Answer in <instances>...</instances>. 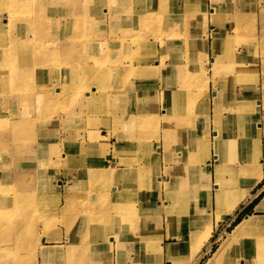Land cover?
Here are the masks:
<instances>
[{"label":"rangeland","instance_id":"rangeland-1","mask_svg":"<svg viewBox=\"0 0 264 264\" xmlns=\"http://www.w3.org/2000/svg\"><path fill=\"white\" fill-rule=\"evenodd\" d=\"M143 1L136 0L134 5L139 10L135 15L151 18L150 21L144 22V32L133 34L135 30L131 22L126 29L120 28L119 32L120 36L127 33L129 37H132L133 51L139 54L138 58L141 59V62L148 61L158 69L153 72V77L157 80L156 92L147 93L142 98L141 95L139 96V88L142 82L149 77L143 75L140 70L133 72L130 77H124L127 81L132 82L125 83L128 87H123L125 93L123 96L121 95L122 97L116 96L114 101L108 100L100 94H92L90 90L91 98H85L84 91L88 84L84 83L83 78L87 57L85 55L81 60L78 54L66 56V52L75 50L83 54L88 49L92 57L90 63L97 71L94 79H97L95 76H101L110 65L112 46H94L93 49H89L87 46H18L14 50L18 54L32 52L33 49L45 52V65L49 70L47 77L44 79L33 77L26 82L23 78L17 80L19 76L14 77L15 63L10 57L12 52L0 53V194L5 205H9L11 199L29 200L34 204L30 205L25 212L18 211L15 215V211H13L12 216H10V207L0 208V264H16V261L17 264H33L35 260L41 264L43 260L40 256L37 259L32 258L33 254L37 253L36 247L42 243L50 246L56 245L53 240L57 237L62 238L56 249L58 254L55 253L52 258H49L48 264H67L74 257V248V251L72 249L67 251V245L70 243L67 242L66 237H69V240L74 238L71 230L68 231L69 228H66L63 221L56 224L52 219H47L49 213L55 212L61 204L65 205L71 199L69 191L81 192V196H77L75 200L76 204L80 203L82 207V222L90 210L97 211L94 213L91 223L88 222L81 228V232L77 233L76 240L82 246V264H99L96 255L98 253L108 254L112 251L113 247L111 246H115L116 240L117 249H128V253L137 256L135 259L126 258L130 264L143 262V259L138 257L139 253L133 250L145 251V253L165 252L156 243H149L151 247H148L147 244L142 245L141 238L146 228L144 223H137L139 215L142 214L146 217L149 231H162L163 241L165 234L169 237V228L172 223L176 221L183 223L184 219L194 220V215L199 218L202 216L201 218L204 220L199 223L198 230L192 229L190 235V237L192 236L193 251L197 252L201 249H198L200 242L198 235L203 230L202 226L206 219H211V217L202 214V212H199L201 216L197 214L194 205L195 202H198L196 193L192 189L189 192L180 189L179 183L182 181L184 184L182 180L184 178L181 179L179 174L187 163L197 171L206 168L207 175L204 176L200 173L195 183L200 187H206L211 183L210 174L215 176L216 159L212 154L215 153L216 139L212 134H214L216 112L214 109L212 111L210 109L211 115H207L205 106L208 108L209 104H207V95L205 96L204 93L208 89L209 91L213 89L215 78L216 80L220 79L221 84V80L226 79L224 82L226 84H222L220 87L221 109L228 102L226 96L232 95L233 89L240 86L242 88L240 93L248 92L249 103L252 105L256 106L257 102V99L254 100V96L260 98L263 95L264 16L260 11V6L264 5V0H238L239 2L235 6L238 10L242 7L243 17L241 20L232 14L234 9L232 0ZM250 1L255 3L252 12L248 9L251 7ZM119 2L122 0H98L96 3L101 4V12L92 13L93 15L85 19L82 22L83 26L78 29L82 31L83 35L90 38L104 33L110 35V25L117 14L110 15L109 11L116 10L115 7L119 6ZM6 6V2H0V27L1 24L5 26L4 30L0 28V39L3 40H7L10 36V27L7 26L10 5ZM32 16L33 14L31 16L24 14L23 17ZM75 21L76 19L69 21V26L67 23L65 28L68 26L69 30L73 29ZM123 21L125 24L128 23L127 19ZM213 32L216 33L210 35ZM217 32H221V36L224 38H233L232 44L227 47L225 42L218 40L219 42L215 46ZM30 37L32 36L30 35ZM205 38H207V42ZM74 40L75 42L79 41V45L81 44L78 36ZM0 47L10 49V46ZM216 50L219 52L217 62L214 61ZM209 55H214V57L210 58V62L204 63V59H208ZM36 59L34 57L31 61L37 64ZM236 59H240L242 62L240 67L236 66ZM167 60L170 62L167 63ZM156 61H159L158 65H156ZM247 61L254 65H251L253 68H249L252 69L250 71L252 73H246L245 77V67L243 69L242 66ZM207 65L215 70V75L213 70L208 73ZM223 65H226L228 71H233V73L229 75L227 71L220 75L218 69ZM183 69L188 73V79L182 77ZM29 70L34 72L32 68ZM166 71H176L177 76L167 75L164 77L163 74L167 73ZM70 73L74 74V77L69 76ZM208 74L211 78H206ZM121 75L125 76L124 73ZM191 75L194 78L190 79ZM244 78L246 79L244 80ZM78 81L82 88H67L65 90L67 82L73 87L78 84ZM235 81L236 83H233ZM45 84L49 86V89ZM90 85L94 84L90 83ZM122 85V83L119 84L120 89ZM130 87H134L136 92H130ZM177 87H182V89L177 91ZM58 90L62 91V96H58ZM186 90L194 91L192 97L183 95L180 99L175 98V94H184ZM196 92L197 97H195ZM26 95H29V99L25 97ZM131 95H134V98L130 97ZM235 99L237 101V96ZM229 101L231 105L230 98ZM133 102L140 104L143 113L138 112V120L143 114L145 117L143 127L137 124L135 116L133 119L131 118L130 107L125 108L127 103L132 104ZM252 108L251 106L250 109ZM76 118L83 120L79 132L83 136L86 130L87 137H82L84 141L91 143L101 141L105 143L104 149L99 146L97 151L92 148L89 154H85V152L81 153L78 148L73 147L71 150L72 146L63 142L64 138L75 139L74 132L67 128H75L74 120ZM254 122L249 124H255ZM262 122L264 119L260 120L258 134L261 133ZM14 125L19 127L15 128ZM235 125L239 128V124ZM92 129H96L97 132L91 134ZM141 132H145L147 135L146 139L142 140L141 146H129L128 143L131 142L129 139L137 138ZM235 132L239 135L238 130ZM208 138H213V147L208 148L207 142L202 144L203 139ZM165 143L169 144L170 151L165 149ZM160 145L162 146L159 148L162 150L161 154L157 148ZM250 145L249 153L262 158L264 154L260 157V153L264 149V143L261 145L257 139ZM184 149L185 151H183ZM108 154V158L115 157L118 160L117 163H114L115 159H113L114 164L107 160L106 155ZM167 156L170 158V163L166 165L164 160ZM124 157L133 159H123ZM237 157L243 159L238 152H234L231 156L229 154L222 156L223 175L227 172L233 173L234 168L229 166ZM175 158L180 162L178 171H168L166 166L174 164ZM130 161L145 165V167L134 173L135 179H133V174L132 178L124 181L119 168L130 165ZM237 161L240 160H236L235 164H238ZM106 164L110 167L119 166V168L106 171ZM244 164L240 166L239 172L243 170ZM103 166H105V171H98V168ZM64 176L76 182L72 184L71 189L65 188V191L62 192ZM240 180H242L239 181L240 187H246L247 183L243 179ZM129 182L135 186H127ZM188 182L189 185H192L190 180ZM223 183L228 186L233 184L235 188L237 185V181L231 177ZM66 184H68L67 181ZM177 188L181 190V193L175 200V195L169 192V189ZM215 193L216 190L214 203L217 206ZM231 195L228 194L229 199ZM263 195L264 191L252 200L242 213L235 218L232 217V220H228L229 225L223 232L213 231L212 228L214 236L211 241L212 247L208 250L209 256H213V253L218 250L221 254L226 250H233L228 246L235 245L236 239L239 237H242L239 238L243 240L240 243L242 246L248 245V240H253L254 250L252 251L257 254L255 247L264 246V218L255 217L249 211ZM204 196L205 192L202 190L201 200ZM36 201L39 203L37 204ZM118 201H120L122 214L126 220L122 218L117 220L109 216L107 207L111 205L112 208ZM162 201L165 202L159 207L158 204ZM128 203L139 207V211H136L138 214L128 215ZM167 203L170 204V212L165 209L169 208L166 206ZM184 205L187 209L182 208ZM154 212L156 214L163 212L166 219L162 221L155 219V216L152 215ZM233 212H227V215ZM245 219L251 220L253 226L241 230L238 223ZM228 235L226 247L224 240ZM44 236L50 239L45 242ZM127 239L133 241L130 243L131 245L124 247L121 241ZM135 241H138L139 245H136ZM91 250L95 254L92 258H90ZM263 252L258 255L257 260H254L257 264L264 261ZM122 253L121 251L120 254L118 253L117 263L125 264L124 257L127 254L125 255L124 252L125 256L123 257ZM171 261L176 263L174 259ZM213 261L215 264L223 263V259H218L216 256ZM44 264H47V261Z\"/></svg>","mask_w":264,"mask_h":264},{"label":"bare ground","instance_id":"bare-ground-1","mask_svg":"<svg viewBox=\"0 0 264 264\" xmlns=\"http://www.w3.org/2000/svg\"><path fill=\"white\" fill-rule=\"evenodd\" d=\"M84 1L85 2H83L82 0H46V1L45 0H41V1L40 0H0V2H3V3L6 2L7 6L10 5V7L8 8L9 9V15H8L9 22L7 24V26L10 27V32H9L10 36L7 40L0 39V46H10V49H7L6 47H2V48L0 47V53L6 54L9 52H12L10 57L14 60V63H15L14 64L15 65L14 77L19 76L17 77V80H19L20 78H23L24 81L26 82L32 79L33 77H36L38 79H44L47 77L48 72H49L48 68L45 65V59H44L45 52L36 51V49H33L32 52L18 54L17 51H14L18 46H87L89 49H93L94 46H112L111 55H110V65L108 66V69L101 76L99 75L95 76V78L97 77V79H94V75L97 74V71L94 69V66L90 63L92 57L88 49H86V51L83 54H80L78 53V51H75V50L66 52V56H74L78 54L81 60L84 59L85 55L87 57L85 60L86 66H85V72H84V78H83L84 83L88 84L86 86V90L84 91L85 98L86 99L91 98L90 90L92 94H97V95L100 94L102 97L108 100H113L114 98H116V96L122 97L125 93V90L123 87H128L127 85H125V83L132 82V81H127L124 77H130L132 76L133 72H137L138 70H140L143 75H148L149 77L142 82L139 88V92H140L139 96L141 95L140 97L142 98V96L146 95L147 93L154 92V91L156 92L157 80L154 79L153 72L157 70V67L154 66V64H150L148 61H146V63L141 62V59L138 58L139 54H136L133 51V48L131 45V43L133 44L132 37H129L127 33H125L123 36H120L119 34L120 28L126 29L129 26L130 22L133 24V29L135 30L133 34H142L144 32L143 31L144 22L150 21L151 18H145L142 16L135 15L139 11L134 5L136 0H122V2H119V6L115 7L116 10L112 9L111 11H109L110 15L117 14V16L113 19V23L110 25V28H111L110 35L104 33V34L97 35V37L95 38H90V37L83 35L82 31H80V29L78 28L80 26H83L82 22L85 19L89 18L91 15H93L92 13L101 12V4L96 3L98 2V0H84ZM137 1L140 2L141 0H137ZM152 1H155V0H152ZM11 2H13L14 5H11L13 4ZM143 2H146V0H144ZM232 2L234 3L233 4L234 9L232 11V14H234L235 17L238 18V20H241L243 17L242 7L241 9L238 10L235 4L236 3L238 4L239 1L232 0ZM229 3H231V1H229ZM249 5L251 7H249L248 9L252 12V9L255 6V3L253 1H250ZM25 11H28V12H25ZM260 11H262L261 13L264 16V5L260 6ZM24 14H28L30 16L33 14V16L23 17ZM42 18H45V19H42ZM75 19L76 21L73 24V29L69 30L68 28L69 21H72ZM105 19H107V17ZM124 19H127L128 21L127 24H125V22L123 21ZM67 23H68V26H66L65 28V24ZM4 27L5 26L1 24V27H0L1 30H4ZM121 32L124 33V31H121ZM215 33L216 32H213L210 35H213ZM30 35L32 37H30ZM77 36L81 40L80 45H79V41L75 42L74 40ZM215 38L217 39V41H215V46L217 45V42H219L218 40H220L221 42H225V44H227L226 45L227 47H229L228 45L232 44V41H233V38L231 37L224 38L223 36H221V33H217V35H215ZM206 39L207 38H205V41L207 42ZM110 40L112 41L110 42ZM201 43L203 44L202 41ZM205 46L207 45L205 44ZM216 51L214 52V55H215L214 61L217 62L219 60V52L218 51L216 52ZM214 55L213 56L209 55L208 59L207 58L204 59L205 61L204 63H207V61H209L211 57H214ZM34 57L37 58L36 59L37 64H34L31 61ZM229 57L231 59L230 54H229ZM131 59L138 60V61H133ZM58 60L59 59L57 58V61ZM235 64L237 67H240L242 62L240 61V59H236ZM251 65H254V64H251L247 61L246 64L244 63V65L242 66L243 69L245 67V77H246V73H249V74L252 73L250 72L252 71V69L251 70L249 69ZM207 67H208V73L210 72V70H213L212 68H209V65H207ZM29 68H32L34 72L29 70ZM183 71H184V75L182 77L188 79L189 77L188 73L184 69ZM227 71H228V67L226 65H223L222 67L218 69V72L220 75L225 74ZM166 72L167 73L163 74L164 77H166L167 75L177 76L176 71L175 72L166 71ZM213 72L215 75V70H213ZM228 72H229V75L233 73V71L232 72L228 71ZM122 73H124L125 76H122L121 75ZM209 75L210 74H208V77L206 78H211ZM69 76L74 77V74L70 73ZM192 78H194L193 75H191L190 79ZM245 79L246 78H244V80ZM225 80L226 79L223 78L221 82L224 83ZM90 83L94 85H90ZM120 83L123 84L121 89L119 88ZM219 84L221 85L220 79L216 80L215 78V84H214L213 89L212 90L210 89V91L208 89L204 92L205 96L207 95V104H209L210 102V109L211 110L214 109V111L216 112L215 123H214V134H212L213 138L216 139L215 148H214L215 153L212 154V156L215 157L216 159L215 161L216 168L214 169V175L216 176V182L214 183V185L216 186L215 200L217 204V220L224 219L225 216L228 214L227 212L234 211L236 207L239 205V203H241L250 194V189L256 184H258L263 176V169H262V163H261L262 160L260 161L261 158L254 156L253 153H249V148H251L250 143L248 141L242 142L239 136L236 134V132L232 130L231 128L230 129L228 128V126L230 125L228 126L226 125L227 124H239L241 125V129H244V128L246 129V126L249 123L255 121L254 122L255 125L258 126L261 124L260 120L264 119L263 117L264 92H263V98L257 99V102L255 103L256 106L249 103L250 97L248 96V92L235 94V96H237V101L235 99V96L233 97L230 96L232 104L230 105V107L227 108L226 112H221L219 110V104H218V98L220 94V86L218 87ZM45 86L46 88L49 89L48 85L45 84ZM67 88L76 89V88H82V86L79 81H78V84L73 85V87L70 86V84L67 82L65 90H67ZM180 89H182V87L176 88L177 91H179ZM129 91L136 92L134 87H130ZM61 92H62L61 90H58V93H57L58 96H62ZM193 92L194 91L188 92L186 90L184 94H181V95L175 94V98L180 99L182 98L183 95H186L187 97L188 96L192 97ZM197 96L198 95L196 92L195 97ZM25 97L29 99V95H26ZM130 97L134 98V95H131ZM86 99H83V100H86ZM238 100L240 101L238 102ZM251 106L253 107L252 109H250ZM126 107H130V112L132 113V115L130 114V116H132L131 118L133 119L135 116L137 120V124L143 127L145 124V117L143 116V114L139 117V120H138V112L142 111L140 104H136V103L134 104V102L132 104L127 103L125 108ZM255 115H256V118H255ZM74 122L76 125L75 128L74 129L67 128V129H70L71 131L74 132L73 137L75 139L73 140H70L68 138L63 139V142H65L69 146H72L71 150H73V147H74V148H78L81 153L85 152V154H89L92 148L94 149V151L95 150L97 151L99 149V146L105 147V143L101 141L96 142V143L85 142L84 138L82 137H87L86 130H85V135L83 136L79 132L82 128L81 125L83 124V120L76 118ZM180 125L184 126L183 124H180ZM14 126L15 128L19 127L18 125H14ZM211 129L213 130L212 127ZM223 129H226V130L223 131ZM93 132H97V130L92 129V131H90L91 134ZM146 137L147 135L145 134V132H141L137 135V138L129 139L131 140V142L128 143V145L131 147H135V146L139 147L143 143L142 140L146 139ZM213 138L203 139L202 144L207 142L208 148L213 147V143H212ZM168 145L169 144L167 143L164 144L165 149L167 151L168 150L170 151V148H168L169 147ZM104 147L102 149H104ZM157 148H158L159 154H161L162 150H159V148H162V146L161 145L157 146ZM185 149L183 151H185ZM242 150H246V152L243 153ZM234 152H238L239 155L242 156L246 162L243 165V170L239 172V174L232 173L230 175L232 179L237 181L236 188L233 187V184H230L228 186V185H224L223 183L224 182V179H223L224 170H223L222 156H225L227 154L231 156L232 154H234ZM106 156H107V160H110L113 163V159H115L114 163L115 162L117 163L118 160H116L115 157L108 158L109 154ZM158 158H160V156H158ZM123 159L132 160L133 158L124 157ZM164 163L166 165L170 163V158L168 156L166 160H164ZM178 164H180V162L178 161L177 158H175L174 164H170V166H166L168 167L167 170L168 171H173V170L178 171V168H179ZM143 167H145V165L142 166L141 164L131 162L130 165L124 166L122 168H119V166L110 167L107 165L106 171L108 169H114V170H117L118 168L121 169L120 174L123 176V180L125 181L126 179L132 178V175L134 173H137ZM104 168L105 166L99 167L98 171H101V172L105 171ZM181 171H180L181 173L179 174V176L181 179L184 178L182 179L184 181V184L182 181H180L179 183L180 189L186 192H189L192 189L196 193L198 202H195L194 205L197 208V206L199 205V202L201 201L202 190L204 192H207V190L209 191V189L206 188L207 185L206 187H200V186L195 185V183L197 182V178L200 173L201 175L206 176L208 171L206 170V168L200 171H197L194 168L190 167L189 163H187L186 167ZM135 177L136 175L134 174L133 179H135ZM171 179L173 180L174 177ZM240 179H243V181L247 183L246 187L244 188H242L243 186L240 187L239 181L240 182L242 181ZM189 180L192 185H189V182H188ZM68 186L69 185L66 184L65 188H68ZM127 186H135V185L129 182ZM169 192L175 195L174 198L176 200L179 198L181 190H179L178 188L173 189V190L169 189ZM128 193H131V192L128 191ZM68 194H69V198L71 199H69L65 205L61 204L55 212L49 213L47 215V219L48 220L52 219V221H55L56 224L59 221L60 222L63 221L65 223L66 228H69L68 231L71 230V232L74 235V238L69 240L70 238L66 237L67 242L70 243V245H67V251L69 249L73 250L74 248L75 251L74 250L73 251L75 252V254H74V257H72L67 262V264H82L83 263L82 253H81L82 246L76 240L77 233L81 232V228L86 226L88 222L91 223V221L94 218V213H96L97 211L90 210L88 212V215L84 219V222H82V216H81L82 207L80 203L76 204V200H75L77 196L79 197L81 196L80 195L81 192L69 191ZM228 194L229 195L232 194L230 199L228 197ZM163 202L165 201H162L158 204L159 207L163 205ZM36 203L38 204L39 202L36 201ZM30 205L32 206L34 204L30 203L29 200L20 201L16 199H11L9 205H5L4 199L1 198V194H0V208L10 207L11 208L10 216L13 215V211H15V215L18 213V211H21V212L27 211ZM166 206L169 207V208H165L166 211L170 212L169 211L170 204L167 203ZM182 208L187 209L185 205L182 206ZM257 209L264 210V198L262 202L260 203V205L257 207ZM127 210H128V215L138 214L136 211H139V207L134 204L128 203ZM107 211L109 213V216H112L114 219L119 220L120 218H122L123 220H126V217L124 216V214H122V208L120 207V201H118L114 206H112V208H111V205H109L107 207ZM139 216L140 217L137 219V223H144L145 228H146V231L144 232L141 238V243L143 246L147 244L148 247H151L149 243H156V245L161 250L164 249L165 253H167L170 258L175 257L182 250V244L164 243L163 238H162V233H161L162 231L160 230L149 231V229H147L148 223H147L146 217H144V214L139 215ZM201 217L199 218L198 216L194 215V220L184 219L183 222L188 223L192 229H195V231H197L199 223L204 220ZM238 224L239 226H241V230L249 229L251 228V226H253V222L249 219H245L241 223H238ZM202 229L203 230L201 231L200 235H198V238L200 239L198 249L202 247L205 240H208L212 234L211 219H206L205 223L202 226ZM68 231H67V234H69ZM168 235L169 237H176V235H172L170 232L168 233ZM45 238L46 236H44L45 242H47L46 241L47 239H50V238H46V239ZM187 238L188 236H186L184 239H187ZM60 240H62V238H59V237L53 240V242L56 243V245L50 246V245H45L42 243L41 245L37 246L36 247L37 253L33 254L32 258L37 259L40 256L43 260V263L41 264L46 263V261L48 264L49 258H52L55 255V253H57L56 249L59 246L58 243H60ZM73 240H74V243H73ZM71 243L73 244L71 245ZM136 245H139V244H136ZM97 249H98V246H97ZM160 253H162V251ZM94 255H95L94 252L91 250L90 258H92ZM16 264H17V261H16ZM33 264H38V261L35 260Z\"/></svg>","mask_w":264,"mask_h":264},{"label":"crops","instance_id":"crops-1","mask_svg":"<svg viewBox=\"0 0 264 264\" xmlns=\"http://www.w3.org/2000/svg\"><path fill=\"white\" fill-rule=\"evenodd\" d=\"M219 33H221V32H219ZM208 42H210V41H208ZM158 62L159 61H156V63H157L156 65H158ZM166 62L169 63L170 61L167 60ZM233 83H236V81ZM210 84H211V82H210ZM222 84H226V83H222ZM221 85H220V87H221ZM227 86H229V85H227ZM234 86H236V85H234ZM234 86H233V88H234ZM241 89H242L241 86L237 89H233V94L230 96H233L237 93H240ZM256 94H257V92H256ZM220 96H221V94H219V98H220ZM230 96H226L228 99V102H227L226 106L222 107L223 110L220 108V102H219V98H218L219 110L221 112L227 111V108L230 105V101H229ZM262 97H263V95H261L260 98H257L256 96H254L253 98L255 100V99H261ZM205 109L208 112L207 115H209V114L211 115L210 103H209L208 108L205 106ZM263 112H264V109H263ZM228 125H230V126H228ZM226 126H228L229 129L231 128L234 131L238 130L239 131L238 136L242 142L248 141L249 143H251V142L259 139V141L261 142V145H262V143H264V122H262V129H261V133H259V134L257 131L258 126H256L255 124H248L246 126V129L245 128L241 129V125H239V128H237V126L235 124H227ZM225 130L226 129H223V131H225ZM242 151H243V153L246 152V150H242ZM262 154H264V149L261 150L260 157L262 156ZM263 158H264V155L260 159V161L263 160ZM236 160H240V161H237L238 164H235ZM236 160H233L230 163L231 166H229V167H233L234 168L233 173L237 174V173H239L240 166L242 164H244V160L240 157H237ZM261 163H262V169H263V176H262L261 181L250 189V194L248 195V197L236 207V209L234 210V212L232 214L227 215L223 220H217V206L214 203V196H213L215 189H216V186L215 185L212 186V184H214L216 179H215V176H213V174H210L209 179L211 181V183H210L211 185L208 184V186L206 187L209 189V191L207 190V192H205L207 194H205V196L203 197V200H201L199 202V205L197 206V208L195 207V210L197 211V214H199V212H202V214H205V215H208L211 217L212 224H213L212 225L213 231L219 230V231L223 232L227 228V226L229 225L228 220L230 221L233 219L232 217L235 218L240 213H242L243 210L246 209V207L249 205V203L252 200H254L260 193H262L264 191V183H263L264 182V161H261ZM230 174H231L230 172H227L224 174V176H223L224 181L230 179V177H231ZM66 181L68 182V185H69L68 189H71L72 184L73 183L75 184V182H76L75 180L68 179L65 177L63 180L64 183H62V186H61L62 192L65 191ZM157 193H158V190H157ZM263 198H264V195L261 197V199H259L257 202H255L252 205V208L249 211L255 217L264 218V210H258L257 209V207L262 202ZM152 215L155 216L154 218L157 220L159 219L162 221L163 219H166V215H164L163 212H161L159 214H156L154 212V214H152ZM169 231L172 235H176L178 237L177 238L168 237L165 234V236H164L165 243L166 244H182V250L175 257L169 258L165 252H162V253H151V252L145 253V251L133 250L136 253H139L138 257L140 259H143L142 263H133V264H168V262H170V264H215L213 261V259H215V256L218 259H223L222 264H257L254 260H257L258 255L264 251L263 245L259 246V247H255V249L257 250L256 251L257 254H254V251H252V250H254V246H252L253 240H248L247 241L248 245L242 246V245H240V243L243 242V240L239 239L242 237H239L238 238L239 240L238 239H236L237 241L235 240L236 241L235 245H232L231 247L228 246V248H232L233 250H231V249H230L231 251L226 250V251H224L223 254H221V252H219L220 250H218V251L213 253L214 254L213 256H209L208 250L210 247H212L211 241H212V238L214 236L213 233H212V236L207 241H205V243L201 247V249H199V251H197V252H194L193 251V245H192V236L190 237V235L192 234V228L189 226L188 223H184V222L181 223V222L176 221V222L171 224ZM184 235L188 236V238L185 240H184ZM228 238H229V235L224 240L226 247H227ZM132 241L133 240L127 239V240L121 241V242L123 243L122 245L124 247H127V246L131 245L130 243H132ZM135 242L137 244H139L138 241H135ZM116 243H117V240L115 241V246L114 245L111 246V247H113L112 251H110V252L107 251L108 254L98 253L96 255L97 261L99 264H120L119 262L117 263V260L119 258L118 253L120 254V251H121V253L125 252V255L127 254L125 256L122 253L123 254L122 256L123 257L125 256L124 259H126V258L135 259L137 257L133 254L128 253L129 252V251H127L128 249H125V250L117 249ZM191 245H192V247H191ZM219 255H221V256H219ZM262 258L264 259V255L262 256ZM173 259L175 260L176 263H173V261H171ZM149 260H152V261H149ZM226 261H228V262H226ZM125 264H130V262L126 259ZM258 264H264V261L261 263H258Z\"/></svg>","mask_w":264,"mask_h":264}]
</instances>
